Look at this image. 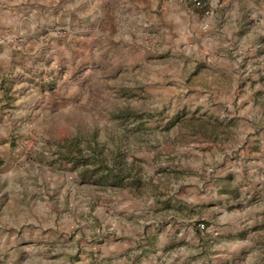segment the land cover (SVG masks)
Returning a JSON list of instances; mask_svg holds the SVG:
<instances>
[{
    "label": "rangeland",
    "instance_id": "rangeland-1",
    "mask_svg": "<svg viewBox=\"0 0 264 264\" xmlns=\"http://www.w3.org/2000/svg\"><path fill=\"white\" fill-rule=\"evenodd\" d=\"M34 206L0 264H264V0H0V216Z\"/></svg>",
    "mask_w": 264,
    "mask_h": 264
},
{
    "label": "crops",
    "instance_id": "crops-1",
    "mask_svg": "<svg viewBox=\"0 0 264 264\" xmlns=\"http://www.w3.org/2000/svg\"><path fill=\"white\" fill-rule=\"evenodd\" d=\"M7 2H10V1H7ZM215 74H218V76L225 77V76L229 75L230 73H229V70H227L226 68L220 67V68H217V71ZM258 114L260 115L261 112ZM255 127L256 126H254V128ZM247 134H248V132L246 133V135ZM247 142L248 143L252 142V137ZM23 174L25 175V173H23ZM14 176L16 177L17 174H14ZM11 180L12 179H10L9 182H11ZM27 180L28 179L25 176H22V182L27 181ZM14 184H15V188H16L17 184L16 183H14ZM7 186H8L7 182H5L3 185H1V187H6L3 190L4 194L7 195L8 197H10L12 195L11 193H13L10 189V187L12 188V186L11 185H9L8 187ZM26 187L27 186H25V188ZM16 192H17V190L14 191V193H16ZM36 203L38 204V202H36ZM9 204L12 205L13 202H10ZM10 212H11V217L0 216V228L1 229H5V230H14V229L20 230L21 229V230H24L26 228H33V230H34L33 234L35 237H46V239H52L51 237H53V233H51V232L49 233L47 231L48 229H45L43 227L44 225H43L42 221L40 220V218H41L40 212H42V211H39V209L36 206H34V208H31L30 210H29V208H25L21 211H16V217H14V215H13L14 214L13 210L12 211L10 210ZM2 213H3V211H2ZM41 230H43V231H41ZM38 232H40V233H38ZM63 233H64V231H61L60 235H62ZM6 235L7 234H5L4 237H3V235H1V237L3 239H7L9 237H10V239H13L16 236H18V234H14V237L12 234H8V236L6 238ZM20 236H21V234H20ZM1 242H3L2 239H0V243Z\"/></svg>",
    "mask_w": 264,
    "mask_h": 264
},
{
    "label": "built area",
    "instance_id": "built-area-1",
    "mask_svg": "<svg viewBox=\"0 0 264 264\" xmlns=\"http://www.w3.org/2000/svg\"><path fill=\"white\" fill-rule=\"evenodd\" d=\"M194 1H195V0H194ZM196 3H198V2H196ZM198 226L202 227V226H203V224H202V223H200V224H198Z\"/></svg>",
    "mask_w": 264,
    "mask_h": 264
}]
</instances>
